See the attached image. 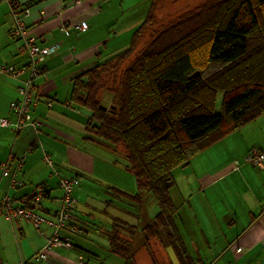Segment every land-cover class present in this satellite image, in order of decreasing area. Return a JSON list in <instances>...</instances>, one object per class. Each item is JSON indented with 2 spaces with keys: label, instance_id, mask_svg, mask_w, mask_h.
Instances as JSON below:
<instances>
[{
  "label": "crops",
  "instance_id": "0c3cea01",
  "mask_svg": "<svg viewBox=\"0 0 264 264\" xmlns=\"http://www.w3.org/2000/svg\"><path fill=\"white\" fill-rule=\"evenodd\" d=\"M14 2L19 8L29 4L24 16L27 36L58 47L40 64L41 73L33 80L35 103L30 110L41 125L27 123L18 131L0 125V165L5 161L8 170L3 175L0 166V199L8 195L21 204L41 186L42 199L32 201L30 207L54 221L63 195L60 178L80 176L73 189L76 203L71 221L78 231L47 221L37 229L28 220L0 212V264H83L79 255L84 264H119L111 257L115 255L122 264H180L164 233L146 227L159 210L158 205L152 214L146 213L152 193L138 188L125 161L94 152L105 146L125 159L124 147L119 144L115 149L88 135V110L70 100L76 75L119 51L135 25L124 19L119 22L116 0ZM10 12L11 3L0 0V64L16 70L15 75L0 74V117L14 120L9 103L18 98L28 68L26 55L17 49L21 39L10 34ZM81 20L88 24L85 31L76 27ZM253 146L264 150V113L174 168L177 175L169 189L174 223L193 264H264V166L245 160ZM56 232L69 236L74 247L58 248L35 260L33 255Z\"/></svg>",
  "mask_w": 264,
  "mask_h": 264
},
{
  "label": "trees",
  "instance_id": "16d2710c",
  "mask_svg": "<svg viewBox=\"0 0 264 264\" xmlns=\"http://www.w3.org/2000/svg\"><path fill=\"white\" fill-rule=\"evenodd\" d=\"M154 8L152 0L127 47L76 75L70 100L88 110V135L124 147L125 167L157 201L146 227L164 233L180 264H193L174 223L172 170L264 113V0L205 3L140 45ZM124 60L130 61L118 87L109 89L113 103L107 106L100 100L107 89L102 72ZM214 89L223 93L221 112L205 104Z\"/></svg>",
  "mask_w": 264,
  "mask_h": 264
},
{
  "label": "built area",
  "instance_id": "2783aa9c",
  "mask_svg": "<svg viewBox=\"0 0 264 264\" xmlns=\"http://www.w3.org/2000/svg\"><path fill=\"white\" fill-rule=\"evenodd\" d=\"M11 3V17L12 27L10 34L14 37L21 39V43L18 46V51L24 53L27 57L28 75L23 80V83L18 87V98L10 101L9 106L15 115L14 120H10L6 117H0V125L11 126L13 130L18 131L27 123H33L35 125H41L38 119L32 117L31 106L35 103L34 90L35 86L33 80L41 73L40 64L43 63L45 58L54 52L58 44L41 45L35 41L32 36H27L24 16L28 13V8H15L13 6V0H6ZM76 27L80 31H85L88 28V24L85 20H81L76 23ZM65 25L62 24L61 29H64ZM8 73L15 75L16 70L13 65L0 64V74ZM50 104V102H49ZM49 159V156L46 157ZM245 160L256 167L264 166V150L258 146H253L247 155ZM6 162L1 163L2 174L7 175L8 170L6 168ZM80 176H62L59 180V186L62 188L63 195L61 197L60 208L55 212L56 219L48 220L38 210L31 208L28 202L38 203L43 195L44 188L37 186L34 191L22 199L21 204H15V199H12L8 195H4L0 199V212L7 216H15L30 221L37 229L40 228L42 222L47 221L54 224L56 227L70 229L72 231H78V229L72 226L71 221L74 219V209L76 199L73 195V189L79 184ZM73 242L67 235L53 233L49 235L43 246L37 251L33 258L35 260L44 259L48 254L58 248H73ZM240 250V248H238ZM81 263H85L83 256H78ZM19 264H33L31 261L20 262Z\"/></svg>",
  "mask_w": 264,
  "mask_h": 264
},
{
  "label": "rangeland",
  "instance_id": "374dc122",
  "mask_svg": "<svg viewBox=\"0 0 264 264\" xmlns=\"http://www.w3.org/2000/svg\"><path fill=\"white\" fill-rule=\"evenodd\" d=\"M216 0H155V8H154V20L153 23L148 25L144 32H142V36L139 40V44L143 45L146 41H149L152 39L154 34L162 28L164 25L171 23L178 18L184 17L190 13H193L198 10L199 7H201L203 4L208 2H213ZM238 1V0H236ZM152 0H116V4H120L119 8V15L121 18L119 19V22H122V20L131 21L133 25H135V28L137 25H139L146 17L148 10L150 8ZM225 10V9H224ZM116 26L113 27V31H116ZM121 43V41H120ZM138 44V45H139ZM128 43L124 45L123 41L121 46L122 48L119 49V51H122L125 47H127ZM117 51V52H119ZM116 53V52H115ZM106 54V52H105ZM104 59V58H103ZM102 59V60H103ZM130 61V60H128ZM128 61L124 60L119 63H111L109 67L105 69L104 72H102V83L103 86L107 89L104 90L100 100L103 104L109 106L112 102L111 96L112 93L109 89H113L115 87H118L120 80H121V73L123 69L126 67ZM222 91L219 89H214L213 92H211L210 100L205 103L208 108H210L213 111L221 112L222 111ZM209 98V96H207ZM203 102V101H202ZM196 105H199V103H196ZM122 146V145H121ZM91 150V149H90ZM100 152L104 153L103 155L112 158L111 155L118 161H125V159L122 158L121 155L116 154L115 152H112L110 150H107L106 147H99L98 150L95 149L94 152ZM173 177L177 175V170H173L172 172ZM176 187H173L171 189V195L173 198H176ZM149 193V192H148ZM150 198L152 201H148L146 203V213L152 214V210L158 209V204L154 202V198L149 193ZM147 196V195H146ZM152 206H154V209H152ZM153 211V212H154ZM174 250L171 249V254ZM174 254V253H173ZM113 257V260L118 261L119 264H122L123 259L118 256H111ZM173 259H175V256H172ZM177 257V256H176ZM102 260H104V254L100 257ZM112 259V258H110Z\"/></svg>",
  "mask_w": 264,
  "mask_h": 264
},
{
  "label": "water",
  "instance_id": "95a60500",
  "mask_svg": "<svg viewBox=\"0 0 264 264\" xmlns=\"http://www.w3.org/2000/svg\"><path fill=\"white\" fill-rule=\"evenodd\" d=\"M197 74H198V71H195L191 76H195ZM101 107L104 108V109L106 108V106H104V105H101ZM111 107L113 108L114 106L111 105Z\"/></svg>",
  "mask_w": 264,
  "mask_h": 264
}]
</instances>
